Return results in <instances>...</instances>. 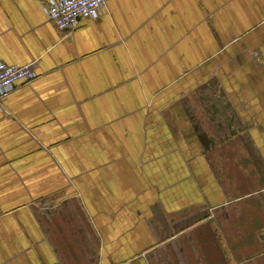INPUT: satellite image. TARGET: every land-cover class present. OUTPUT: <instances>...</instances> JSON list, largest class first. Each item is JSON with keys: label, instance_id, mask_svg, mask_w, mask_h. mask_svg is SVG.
I'll use <instances>...</instances> for the list:
<instances>
[{"label": "crops", "instance_id": "0c3cea01", "mask_svg": "<svg viewBox=\"0 0 264 264\" xmlns=\"http://www.w3.org/2000/svg\"><path fill=\"white\" fill-rule=\"evenodd\" d=\"M0 0V264H264V0H105L69 34Z\"/></svg>", "mask_w": 264, "mask_h": 264}, {"label": "built area", "instance_id": "2783aa9c", "mask_svg": "<svg viewBox=\"0 0 264 264\" xmlns=\"http://www.w3.org/2000/svg\"><path fill=\"white\" fill-rule=\"evenodd\" d=\"M105 0H47L43 4L45 16L65 34L71 33L78 18L95 17L104 7ZM34 72L31 63L10 65L0 61V98L13 88L16 82H29Z\"/></svg>", "mask_w": 264, "mask_h": 264}]
</instances>
